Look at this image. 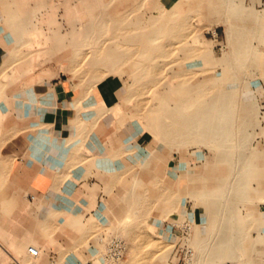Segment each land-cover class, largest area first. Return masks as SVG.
<instances>
[{
  "label": "crops",
  "instance_id": "1",
  "mask_svg": "<svg viewBox=\"0 0 264 264\" xmlns=\"http://www.w3.org/2000/svg\"><path fill=\"white\" fill-rule=\"evenodd\" d=\"M78 1L0 0V264L30 259V245L40 250L33 264H95L98 234L123 222L128 264H179L172 221L180 217L195 223L196 264H264V0H207L201 12L221 34L205 30L206 52L197 0ZM60 11L78 12L79 24L59 20ZM103 12L118 23L121 13L135 15L115 25L132 30L127 41L113 43L132 48L102 56L101 46L90 60L125 66L71 70L68 62L83 53L82 65L88 53L71 54L69 31L38 43L43 29H101ZM161 31L189 49L155 51ZM220 44L228 51L216 52ZM135 92H204L205 105L222 93L232 99L211 108L228 115L210 117L208 133L194 139L166 118L177 98L140 112Z\"/></svg>",
  "mask_w": 264,
  "mask_h": 264
},
{
  "label": "rangeland",
  "instance_id": "2",
  "mask_svg": "<svg viewBox=\"0 0 264 264\" xmlns=\"http://www.w3.org/2000/svg\"><path fill=\"white\" fill-rule=\"evenodd\" d=\"M15 1V0H13ZM25 3L27 1V3H30L29 1L30 0H23ZM40 3H42V1H45V0H39ZM64 0H55V5L56 6H62V3ZM68 1V0H67ZM105 3H106V0H103ZM197 4L200 5V14H199V22H200V25H199V28H198V32H199V36H200V39L203 38L205 39V30L208 28L209 30V36H214L213 33H212V30L213 29H217V32H218V35L219 36L221 34V31L219 30V28H213V27H210L212 25V22H209L207 23V19L205 18V16H203L204 14H202L201 10H206V6L207 5V0H197ZM210 1V0H209ZM213 2H217L218 0H212ZM76 2H79L78 0H71V4H75ZM212 2V3H213ZM220 3H218L217 5H219ZM220 6V5H219ZM204 7V9H203ZM57 10V9H56ZM83 14V13H82ZM45 15L44 14H39V20L41 22H43L42 20L44 19L46 21V17L42 18L43 16ZM55 16H59V20H63L62 17H67L65 18V20L69 19V23L70 25H78L79 24V19H78V16H79V13L78 12H74L72 11L70 13V17H68V14L65 15V13H63L62 11H60L59 13L58 12H55L54 13ZM64 15V16H63ZM97 16L99 14H96ZM120 15H122L123 18H121L122 20H124V22H115V19H116V15L111 13V12H103L102 14V17H103V28L101 29H94V28H70L69 30H66V29H62L60 27H56L55 29H43V30H40V33L38 35H36V37L38 38V43L40 44V46H43V45H46L47 41L48 40H51L52 41V37H48V34L50 36H54L53 38L55 39V41L57 40H62L60 38V35L63 34L64 32L66 31H69L70 33V39H71V43L69 45H66V48L68 47L70 49V52L71 54L73 55L74 52L77 50V49H82V48H85L86 47V50H87V53L86 56H87V59L86 61H84V63L82 65L79 64V61H78V56H80L81 58L84 57V54L81 53V54H78L76 55V59H72L68 62L69 64V68H71V70L73 69H77V68H87V69H92L93 68V71L95 70V68H100L101 66L103 67V69H107V68H111L113 66L116 65L117 62H110L108 60H98V61H91L90 60V57H94L96 56L97 54L95 53H99L100 51V48L102 46V49H101V55L102 56H106L105 54L108 52V50H111V48L113 49H126V48H132V47H129L128 45L126 44H113L114 42H117V41H122V42H126L127 41V37L129 34H131L130 32H132V30H128L127 28H117L115 25H126L127 24V20L128 18H133V14H128V13H121ZM138 15V14H137ZM83 16H86L87 20L90 19L89 17L91 16V13L90 12H87L86 14L84 13ZM92 16H94V14H92ZM144 18H142L143 22L142 24L143 25H147L149 26V23H150V16L149 15H146L144 14ZM121 17V16H120ZM48 20V19H47ZM146 20V21H145ZM44 21V22H45ZM88 22V21H87ZM149 22V23H148ZM221 22V21H220ZM220 24V23H219ZM188 25V24H187ZM221 26V25H219ZM149 28V27H148ZM194 28H196V26H194ZM145 32H150L151 30L150 29H144ZM140 31L143 32V29H141ZM153 31V30H152ZM151 31V32H152ZM136 33H139V31H135ZM154 32V31H153ZM157 32V31H156ZM174 32V31H173ZM161 37L159 38V41H161V45H155L153 46L152 49H154L155 51H159V48L161 50H164L166 49L168 53H178L180 51H182L183 49L185 48H188L190 46H184L182 47L181 45H177V43H174V37H170L168 34H165L164 31H161ZM220 33V34H219ZM99 35L98 39L100 41H103L104 44H94V38H95V35ZM142 35V34H141ZM208 36V37H209ZM86 40V42L90 41V44H82L81 42L83 40ZM202 40V39H201ZM112 42V44H111ZM200 45L201 44H204L203 46H200L199 48V51L200 52H206L207 51V48H206V42L204 40L200 41L199 42ZM182 47V48H181ZM220 48V49H219ZM228 51V45H225V44H220V45H217L216 46V52H224V51ZM78 51V50H77ZM185 51V50H183ZM100 55V56H101ZM104 58V57H103ZM82 60V59H81ZM55 63H59V61H55ZM117 64H119L120 66L118 67H115V69L117 68H120L122 66H125L126 64H128V62H125V61H119ZM75 66V68H74ZM130 79L134 80L137 84V85H142V86H146L148 85V83H152V78H134V77H130ZM199 83L200 84H206V78L205 77H200L199 78ZM252 83H254V80L252 81ZM136 89H137V86H136ZM206 94V93H204ZM184 96V95H188V93H182L180 94L179 92H168V93H159V92H138V93H134L133 94V99H132V104H135L137 107H140L138 109V111L140 112H145V111H148V109L146 110L145 108H143L145 105H149L150 103H155V104H158L160 101L162 103L165 102V106H170L169 104L174 102L176 98H178V96ZM166 103L168 105H166ZM150 106V105H149ZM148 106V107H149ZM160 108V105H158V108H154V109H159ZM165 110V108L163 109V111ZM174 108L171 107V108H167L166 110V118H170V115L171 117L174 119V115H172L171 113L173 112ZM172 111V112H171ZM171 112V113H170ZM174 121V120H173ZM171 129H173V126L170 127ZM172 134V133H171ZM192 136V135H190ZM195 139V138H194ZM3 193V189L1 188L0 186V194ZM129 220V219H128ZM128 225L129 223L128 222H123L122 224H120L119 226H117L115 229L119 232H121L122 234L125 235L127 241H128V238H129V230H128ZM196 247V245H195ZM128 248H129V243H128ZM197 250V248H196ZM98 257H100V259L98 260ZM124 260H126L124 258ZM26 262H28L29 264H33L31 263V261L29 259L26 260ZM196 262V261H195ZM95 264H101V255L99 254V256L97 255V257H95ZM196 264V263H195Z\"/></svg>",
  "mask_w": 264,
  "mask_h": 264
},
{
  "label": "built area",
  "instance_id": "3",
  "mask_svg": "<svg viewBox=\"0 0 264 264\" xmlns=\"http://www.w3.org/2000/svg\"><path fill=\"white\" fill-rule=\"evenodd\" d=\"M214 36L218 35L217 29H213ZM172 226L180 233V241L176 246L179 256V264H195L197 250L195 247L196 226L192 219L186 217L176 218ZM100 246L101 264H122L127 251L128 241L124 234L115 228L106 227L97 236ZM31 263L39 256L40 250L35 245L28 247ZM26 258L21 256L13 257V264H29Z\"/></svg>",
  "mask_w": 264,
  "mask_h": 264
},
{
  "label": "bare ground",
  "instance_id": "4",
  "mask_svg": "<svg viewBox=\"0 0 264 264\" xmlns=\"http://www.w3.org/2000/svg\"><path fill=\"white\" fill-rule=\"evenodd\" d=\"M189 84H190L189 81L188 82L183 81L179 85L181 87H186ZM187 93L188 95L182 96L180 100L179 98H177L176 104L175 106H173L174 110L173 112L171 111L172 113L171 112L170 113L174 115L173 122L178 124L176 130L179 133V135L183 136L184 138L193 135V138L197 139L202 136H205L208 133V128H211L208 125L209 122L208 119L210 117L215 115V117L224 118L226 117V115H228V112L226 110H215L214 113H212L213 110L211 108L223 107L225 104H228V101H230L232 98L230 94L222 93L219 96L215 95L214 98H211L209 100L210 104L205 105V104H201L202 102H205L207 100L206 94H204V92H200L198 94L190 93V92ZM174 130L175 127H173V129L167 128L166 132L168 134H171L174 133ZM136 183L137 181H135L134 186L136 185ZM139 255L140 254L135 253L134 257L131 259L130 262L138 259L140 257ZM99 259L100 257H98V260ZM122 264H128V263L126 260H123Z\"/></svg>",
  "mask_w": 264,
  "mask_h": 264
}]
</instances>
